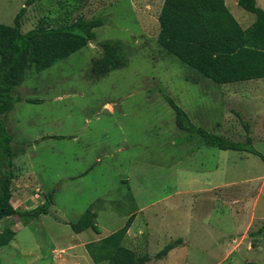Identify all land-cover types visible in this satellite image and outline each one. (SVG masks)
<instances>
[{"label":"rangeland","instance_id":"1","mask_svg":"<svg viewBox=\"0 0 264 264\" xmlns=\"http://www.w3.org/2000/svg\"><path fill=\"white\" fill-rule=\"evenodd\" d=\"M25 1L0 0V24L12 26ZM162 4L37 0L26 8L23 33L77 18L102 25L86 47L29 70L15 88L23 100L4 122L24 151L14 159L11 202L30 210L53 190L54 200L26 226L16 217L0 222V232H15L0 264H95L81 244L115 234L131 216L123 245L149 264H264V81L216 85L166 54L156 41ZM226 5L242 29L253 24L236 0ZM256 5L264 9V0ZM106 41L121 44L126 66L95 79L91 63ZM165 96L195 126L227 140L244 141L247 125L260 157L202 146L176 127ZM88 209L100 233H74L70 223Z\"/></svg>","mask_w":264,"mask_h":264},{"label":"trees","instance_id":"2","mask_svg":"<svg viewBox=\"0 0 264 264\" xmlns=\"http://www.w3.org/2000/svg\"><path fill=\"white\" fill-rule=\"evenodd\" d=\"M36 1H25L12 26L0 24V222L16 217L24 226L49 214L54 190L45 196L41 205L33 209L22 210L13 206L11 186L14 180V159L18 151L22 153L24 149L12 145L13 137L6 129L4 116L23 100L15 94V88L24 81L29 70L39 73L64 61L92 42L95 39L94 29L102 25L100 19L77 18L67 25L39 26L23 33L20 31L22 17L26 8ZM236 3L255 16V21L247 29L240 27L226 8L224 0H164L157 18L158 46L216 85L264 80V10L257 7L256 0H236ZM101 49L102 57L92 61L90 67V73L95 79L126 66L119 42H103ZM25 101L41 103L40 100ZM165 101L174 112L176 127L190 138H199L202 146L260 157L252 148L247 125H244V141H230L195 126L187 113L169 97L165 96ZM132 218L115 234L84 244L85 252L92 262L149 264L151 258L148 255L138 256L123 245ZM70 227L76 234L88 229L100 233L96 225V214L90 209L78 222L70 223ZM14 237L15 232L5 228L0 232V248L7 246ZM181 243V239H178L162 247L155 259L165 258Z\"/></svg>","mask_w":264,"mask_h":264},{"label":"crops","instance_id":"3","mask_svg":"<svg viewBox=\"0 0 264 264\" xmlns=\"http://www.w3.org/2000/svg\"><path fill=\"white\" fill-rule=\"evenodd\" d=\"M163 2H164V0H163ZM224 4H225V6H226V8H227L226 0H224ZM236 4H237V3H236ZM227 9H228V8H227ZM160 10H161V9H160ZM263 10H264V9H263ZM228 11H229V9H228ZM229 12H230V11H229ZM230 13H231V12H230ZM231 15H232V14H231ZM253 15H254V14H253ZM232 16H233V15H232ZM235 20H236V19H235ZM245 20H246V18H245L243 21H245ZM254 21H255V19H254ZM254 21H253V22H254ZM253 22H252V23H253ZM238 24H239V23H238ZM239 25H240V24H239ZM241 28H242V27H241ZM243 29H245V28H243ZM253 81H264V80H251V81H246V82H253ZM242 83H244V82H242ZM94 241H95V240H94ZM87 243H88V242H85V243L81 244V247L84 248V246H85L84 244H87ZM82 248H81V249H82ZM84 250H85V248H84ZM52 252H53V250H52ZM51 254H52V253H51ZM84 256H86V258L88 257L87 254H86V252L84 253ZM88 259H89V257H88Z\"/></svg>","mask_w":264,"mask_h":264}]
</instances>
